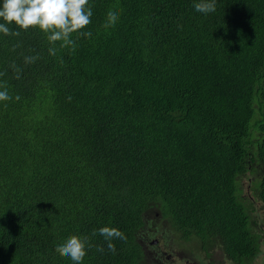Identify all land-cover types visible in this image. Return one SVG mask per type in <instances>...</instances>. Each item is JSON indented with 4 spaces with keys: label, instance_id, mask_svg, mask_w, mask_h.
<instances>
[{
    "label": "trees",
    "instance_id": "1",
    "mask_svg": "<svg viewBox=\"0 0 264 264\" xmlns=\"http://www.w3.org/2000/svg\"><path fill=\"white\" fill-rule=\"evenodd\" d=\"M197 2L89 0L92 36L54 56L36 27L0 33V264H72L73 234L82 264H149L157 235L264 258V0ZM103 226L127 237L114 254Z\"/></svg>",
    "mask_w": 264,
    "mask_h": 264
},
{
    "label": "clouds",
    "instance_id": "2",
    "mask_svg": "<svg viewBox=\"0 0 264 264\" xmlns=\"http://www.w3.org/2000/svg\"><path fill=\"white\" fill-rule=\"evenodd\" d=\"M195 10L204 14L214 12L216 10L215 0H200L194 4ZM93 15L92 7L89 0H2L0 4V19L4 23H0V33L4 35L19 36V31L11 30L7 25L15 24L18 28L27 31L29 28L36 27L42 31L48 43L51 45L48 49L49 55H56L57 48L55 44L60 42V48L70 47L75 51L77 44L73 40L72 34L79 33L85 38L92 36L91 31H82L91 23ZM119 18V14L109 10L106 14L105 27L114 26ZM39 55L26 56L24 62L26 64L34 63L39 59ZM16 71V78L19 79V69L15 63L11 65ZM4 73L0 72V76ZM0 101H8L13 99L9 95L7 87L0 84ZM16 100L20 97L17 95ZM70 99V98H69ZM99 234L107 241V248L113 254L116 251L114 239L125 240V234L115 227L103 226L98 230ZM96 235V232H93ZM88 237L78 234L70 235L62 243L55 247V251L62 257L70 258L72 264H82L88 249L91 247ZM97 251L103 252L102 246L97 247Z\"/></svg>",
    "mask_w": 264,
    "mask_h": 264
},
{
    "label": "rangeland",
    "instance_id": "3",
    "mask_svg": "<svg viewBox=\"0 0 264 264\" xmlns=\"http://www.w3.org/2000/svg\"><path fill=\"white\" fill-rule=\"evenodd\" d=\"M249 178L250 177H248V176H243V177H241L239 179L241 181V184L243 186L244 192L246 194L248 193L247 186H249L248 184H250ZM251 190H252V188L250 186L249 192H251ZM254 205H255V208L257 209V211L256 212L253 211L254 212L253 217L259 223L258 227H260V229H263L264 230V218H263L264 208H263V206L259 202H256V204L254 203ZM150 213H154V211H151ZM153 219H154V217H153ZM160 221L163 224L166 223V221H164V220H160ZM260 234L262 236V238H261L262 241L260 243V246H261V248L264 251V232H260ZM174 236H177L178 237L179 234H174ZM165 237H167V239L169 240V244L171 246V249L175 253H183L187 257L188 256L190 257L191 256L190 254L197 255V256H200V257H201V254H204L203 252H199L195 240H191L190 242H188V241L186 242V241H182V240L179 239L180 244H178L177 242H179V241L175 242V239L173 237H171L169 235H166ZM150 245L151 244L148 243V246H150ZM216 245H217V247H215V250H216V248H218V251H216V258H217V260L219 259V263L218 264H233L229 259H226L225 256L222 255V253H221L222 250H221L220 245L219 244H216ZM186 258H185V260H186ZM204 258H205L206 261H202L201 264H208L209 263V261H208L209 258H207V256L204 257ZM263 259H264L263 258V254L261 253V254H258L257 257H254L253 259H251L250 261H248L247 264H262V263H264ZM185 260H184V258L182 259V261H185Z\"/></svg>",
    "mask_w": 264,
    "mask_h": 264
},
{
    "label": "flooded vegetation",
    "instance_id": "4",
    "mask_svg": "<svg viewBox=\"0 0 264 264\" xmlns=\"http://www.w3.org/2000/svg\"><path fill=\"white\" fill-rule=\"evenodd\" d=\"M162 237L164 236L157 235L158 242L154 245L155 247L147 249L148 252L145 251V253L151 257L149 264H201L202 261H206L204 258L206 256L204 254H201V257L192 254L190 257H187L183 253L173 252L167 237H164L163 240ZM183 258L184 260L186 258V260L182 261Z\"/></svg>",
    "mask_w": 264,
    "mask_h": 264
},
{
    "label": "bare ground",
    "instance_id": "5",
    "mask_svg": "<svg viewBox=\"0 0 264 264\" xmlns=\"http://www.w3.org/2000/svg\"><path fill=\"white\" fill-rule=\"evenodd\" d=\"M191 240H195L196 241V245L198 247L199 252H203L205 254V256H207L209 264H218L219 263V259L217 260L216 258V251H218L217 245H213V246H208L209 248L207 249V251L205 249H203L202 244L199 242L198 237H191V239L188 241L190 242ZM176 242V240H175ZM151 244L156 243V240H154L153 242H150ZM180 244V241L179 243ZM193 248V247H192ZM173 251V250H172ZM207 252V253H206ZM191 255V254H190ZM150 258V259H149ZM148 263L151 261V257L148 255ZM212 260V261H211ZM147 264V263H144Z\"/></svg>",
    "mask_w": 264,
    "mask_h": 264
}]
</instances>
